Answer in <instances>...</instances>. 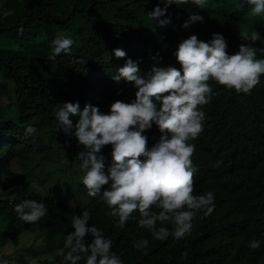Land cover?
Wrapping results in <instances>:
<instances>
[{
  "label": "trees",
  "instance_id": "trees-1",
  "mask_svg": "<svg viewBox=\"0 0 264 264\" xmlns=\"http://www.w3.org/2000/svg\"><path fill=\"white\" fill-rule=\"evenodd\" d=\"M237 2L205 0L203 7L192 0L173 4L159 18L171 22L160 26L148 13L158 4L162 7V0H4L0 6V39H9L11 43L0 46V186L10 187L16 196L26 193L32 196L35 193L32 185L41 187V179L30 173L47 163L53 170L59 169L58 166L67 173L70 170L78 180L66 183L63 188L44 190L54 196L49 197L47 214L40 221L27 225L9 215L13 220L6 221V228L0 229V252L9 244L12 252H18L29 242L15 247V241L30 237L32 246L35 241H43V245H35L29 257H23L22 264L31 259L41 264H64L63 257L57 255L71 229L64 218L87 210L93 221L90 224H95L113 241L112 251L123 264H264L257 261L261 255L264 257V191L247 193V199L243 200L246 218L239 229L228 230L225 224L211 220L192 223L191 232L177 238L184 241L182 245L161 244V240H151L149 231L138 225V213H133L136 219L130 218L120 226L100 195L88 196L81 172L70 169L84 150L74 135L78 117H70L73 127L64 129L62 135L53 130L57 104L78 102L81 110L91 104L108 113L115 101L135 99L137 89L131 83L112 79L116 69L129 58L139 62L142 74L150 70L151 58L157 54L162 57L161 66L179 69L181 65L174 53L179 43L191 35L207 42L213 33H220L225 37L229 55L236 54L241 44H245L256 49L258 59H264V47H260L258 39L251 41L243 36H252L256 29L264 30L262 15H253L245 7L238 10ZM7 10H11V15L4 16ZM193 12L203 20L183 27ZM58 32L74 40L73 50L50 60L52 41ZM117 48L123 49L126 56L115 57L113 50ZM6 87L10 88L9 93L4 92ZM199 107L205 112L201 136L209 138L207 145L215 147L214 154L209 156L214 164H224L232 156L254 154L257 168L264 169V76L250 94L237 93L218 83L210 102ZM12 108L17 112L12 118L15 121L6 116ZM28 125L38 130L32 136L25 135ZM51 133L54 138L49 140L47 134ZM145 134L148 141L155 143L161 132L159 128H151ZM196 143L201 149L200 138ZM102 155L107 167L113 159L112 149L104 150ZM15 158L26 171L24 181L13 179L7 171L8 162ZM235 176L233 170L232 177ZM70 191L78 195L82 210L68 204ZM2 203L0 215L5 212ZM141 238L149 240L146 249L133 246ZM253 240L261 241L258 249L249 246Z\"/></svg>",
  "mask_w": 264,
  "mask_h": 264
},
{
  "label": "clouds",
  "instance_id": "clouds-1",
  "mask_svg": "<svg viewBox=\"0 0 264 264\" xmlns=\"http://www.w3.org/2000/svg\"><path fill=\"white\" fill-rule=\"evenodd\" d=\"M192 2L199 7L205 4V0ZM162 3V7L158 4L148 15L160 26H165L171 22L170 19L159 18L165 16L168 7L188 3V0H162ZM235 7L238 10L245 7L253 15H262L264 22V0H238ZM3 15H11V10ZM202 20V16L193 12L183 27ZM243 36L251 41L258 39L260 47H264L263 29H256L252 36ZM73 44L71 37L58 35L52 41L49 59L54 60L61 53L70 54ZM226 48L225 37L220 33H213L207 42L191 35L179 43L174 53L181 65L179 69L171 65L161 66L162 57L157 54L151 58L150 70L142 74L139 62L127 59L122 67L116 69L112 79L131 83L137 89L135 99L115 101L108 113H102L91 104H86L83 110L78 102L57 104L53 117L56 128L53 130L62 135L64 129L67 131L73 127L70 117H78L74 135L84 146L70 169L81 172L88 196L100 195L111 209L109 214L118 218L116 222L120 226L130 218L136 219L133 213H138V225L149 231L147 234L151 240H161L159 243H171V246L182 245L184 241L177 238L190 233L192 223L211 220L225 224L228 230L239 229L246 218L243 200L247 199V193L264 191V169L257 168L254 154L232 156L224 164H214L209 156L214 154L215 147L207 145L210 139H202L201 136L205 112L199 106L210 102L218 83L235 89L237 93L250 94L264 76V59L257 58L254 47L241 44L239 51L232 55ZM113 53L117 58L126 56L120 48L114 49ZM210 79L215 81L210 83ZM151 128H159L161 132L155 143L148 141L145 134ZM37 131L33 125L24 129L26 136ZM47 137L50 140L54 134H47ZM199 138L201 149L196 143ZM107 149H112L113 159L106 167L102 152ZM13 160L7 164L8 173L13 175V179L26 180V171L20 167L19 160L16 159L19 162L17 168ZM58 167L53 170L47 163L44 168L39 167L43 173H30L41 179V187L32 185L31 189L35 191L32 196L29 193L16 196L10 187L3 189L0 186L1 207L5 208L0 215V229L6 228V221L13 220L10 216L27 225L45 217L48 199L54 195L46 194L44 190L63 188L72 175L70 170L67 173ZM47 169L57 174L54 180L47 181ZM233 170H236L235 178L232 177ZM105 185L108 187L104 188ZM57 196L61 195L57 193ZM77 196L72 192L68 195ZM76 207L83 209V206ZM66 221L71 224V229L63 246L57 250L64 264H79L81 260L85 264H123L120 256L112 251L113 241L95 224H90L93 221L89 211L65 217L64 223ZM26 239L30 240L22 238L16 241L19 247ZM154 244L157 249L158 241ZM35 245L41 247L43 241H35ZM35 245L27 243L18 252L1 250L0 264H22L23 257L28 258ZM148 245L149 240L141 238L133 246L146 249ZM260 245L259 240L249 243L253 249ZM257 261L264 263V257L261 255ZM25 264L41 263L31 259Z\"/></svg>",
  "mask_w": 264,
  "mask_h": 264
},
{
  "label": "rangeland",
  "instance_id": "rangeland-1",
  "mask_svg": "<svg viewBox=\"0 0 264 264\" xmlns=\"http://www.w3.org/2000/svg\"><path fill=\"white\" fill-rule=\"evenodd\" d=\"M3 2H4V0H0V6L3 4ZM58 35H63V33H61V32H58L57 33ZM7 42H9V43H11V41L8 39H4V38H1L0 39V46H3V45H5ZM9 87H6L5 89H4V92H6V93H9ZM5 94V93H4ZM16 115H17V112L16 111H14V108H12V109H10L9 110V114H7L6 116L8 117V118H10V119H12L13 118V116H15L16 117ZM12 120H14V119H12ZM15 121V120H14ZM13 162H14V166L17 168V167H19V162H18V160H13ZM35 170V172L36 173H39V174H41V173H43L44 172V170L43 169H41V168H36V169H34ZM47 173H48V179H47V181H52V180H54L55 179V177L57 176V174L56 173H53L50 169H47ZM78 180V178H77V176L75 175V174H72V175H70V177H69V180H68V184H71L72 182H75V181H77ZM62 181V180H61ZM61 181H60V183H61ZM61 186H63V183H61ZM71 194V192L70 193H68L67 195H70ZM67 199H69V200H67L68 201V204L69 205H72V206H80V207H82L83 206V204H82V202L80 201V199L79 198H76V197H69V198H67ZM28 238H30V237H28ZM25 242H29L30 243V241H31V239L29 240V239H26V240H24ZM14 246L15 247H18V246H20L19 244H17V242L15 241V244H14ZM6 252H8V253H11L12 252V247L9 245V246H6L5 247V249H4Z\"/></svg>",
  "mask_w": 264,
  "mask_h": 264
}]
</instances>
